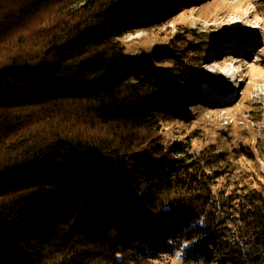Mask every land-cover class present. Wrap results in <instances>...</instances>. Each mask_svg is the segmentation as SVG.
Wrapping results in <instances>:
<instances>
[{
	"label": "trees",
	"instance_id": "1",
	"mask_svg": "<svg viewBox=\"0 0 264 264\" xmlns=\"http://www.w3.org/2000/svg\"><path fill=\"white\" fill-rule=\"evenodd\" d=\"M191 4L0 0V264H200L221 249L227 149L160 136L207 79L210 37L180 28L152 56L162 71L133 68L124 42ZM236 189L228 248L264 264V189Z\"/></svg>",
	"mask_w": 264,
	"mask_h": 264
},
{
	"label": "rangeland",
	"instance_id": "2",
	"mask_svg": "<svg viewBox=\"0 0 264 264\" xmlns=\"http://www.w3.org/2000/svg\"><path fill=\"white\" fill-rule=\"evenodd\" d=\"M189 1L194 6L174 15L170 24L126 37V55L135 69L162 71L152 56L167 47L174 35L187 33L180 28L210 37L207 45L215 48H209L203 67L207 79L194 91L191 102L183 101L188 113L169 124L160 136L172 145L179 140L177 134L189 135L195 156L219 152V145L227 149L223 160L227 173L215 186L216 197L223 204L221 222L214 226L223 234L217 240L221 249L211 247L197 260L200 264H243L249 259L247 252L240 250L243 243L234 250V240L228 248L232 242L227 241L226 233L233 226L236 197L243 193L236 186L264 189V143L259 145L264 141V0ZM241 131L243 137L249 136L251 150L239 139ZM180 257L183 255L176 256ZM172 264H182V260Z\"/></svg>",
	"mask_w": 264,
	"mask_h": 264
},
{
	"label": "bare ground",
	"instance_id": "3",
	"mask_svg": "<svg viewBox=\"0 0 264 264\" xmlns=\"http://www.w3.org/2000/svg\"><path fill=\"white\" fill-rule=\"evenodd\" d=\"M247 44V43H246Z\"/></svg>",
	"mask_w": 264,
	"mask_h": 264
}]
</instances>
